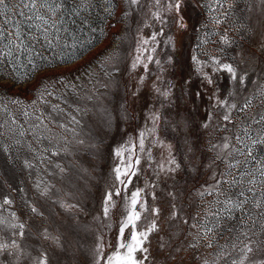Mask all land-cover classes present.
<instances>
[{
    "label": "rangeland",
    "instance_id": "obj_1",
    "mask_svg": "<svg viewBox=\"0 0 264 264\" xmlns=\"http://www.w3.org/2000/svg\"><path fill=\"white\" fill-rule=\"evenodd\" d=\"M7 2L10 8L17 5V0ZM209 2L185 0L184 15L188 27L181 29L173 23L174 13L166 10L168 0H161L158 9L154 0H141V6L133 9H128L124 0H90L89 11L85 13L89 25L81 28L67 25L75 41L61 33L55 48L37 46L39 55L32 57L33 64L29 65L22 58V66H17L15 72L11 67L0 66V105L6 104L8 113L17 121L15 125L9 121L4 129H0L5 132L0 136V142L9 146L7 154L0 149V205L6 196L13 201L10 206L0 207V216L13 222L11 213L15 212L19 222L25 223L24 239H16L31 254L17 261L14 256L4 253L0 255V264H32L31 257L37 256L41 249L47 250L49 255L54 254L60 264H92L88 250L96 243L97 236L103 237L106 243H115L119 226L127 214L130 195L137 189L142 190L141 200L146 201L149 208L161 209L159 217L143 212L138 222V230L146 226V218L156 219L160 227L159 233L149 237L156 256L152 264H202L205 259L211 264L216 258V248H208L203 239L198 240V247H189L190 243H197L194 239L196 229H190L179 217L175 221L169 218L173 203L190 223L195 222L193 217L199 218L197 214L203 216L213 197L201 199L197 193L202 186L213 183L210 179L212 169L208 165L216 151L210 149L221 142L222 136L232 134L216 130L217 123L223 124L220 114L224 109L213 108L207 99L192 57L196 56L207 66H211L215 57L238 65L241 70L247 69L246 86L233 85L226 74H218L220 96L241 104L245 96H258L264 89V48L261 47L264 27L253 24L257 10L248 12L246 2L235 6V15L220 16L225 22L216 25L212 15H219V12L210 14ZM157 10L167 23L152 17L151 13ZM242 24L252 25L253 31L247 32L240 27ZM160 32L163 35H157L152 41V35ZM225 33L234 41L231 46L221 42ZM144 39L149 41L147 45L142 43ZM138 48L146 51L138 52ZM251 53H255V59L248 64L242 63V56L247 58ZM137 56L140 61L133 68ZM148 56L152 57L151 62ZM157 60L159 64L155 62ZM144 64H147L146 70ZM204 71L210 72V67H205ZM157 88L169 91V96L164 98L156 92ZM197 92L204 98L197 96ZM229 92L233 94L231 97ZM14 98L23 103H8ZM262 107L264 104L256 99L251 112ZM25 110L30 113L29 117L23 115ZM208 112L215 115L209 128L205 129L202 124ZM8 113H0V123L8 120ZM41 114L47 128L43 125L34 128L39 123L36 117ZM233 115L239 121L245 114L236 115L234 111ZM156 116L158 120H154ZM73 117L80 121L78 125L73 122ZM60 124L66 125L67 129L74 128L80 133L78 138L95 147L70 145L74 153L71 156L53 157L50 152L42 151L62 147L64 138L73 140V133L60 128ZM9 127L16 129L15 135L7 131ZM21 127L25 132L23 136L19 135ZM228 127L231 129L232 125ZM141 133L144 134L142 151ZM17 140L21 143L16 144ZM77 148H83V151L77 152ZM117 148L126 149L125 165H121V158L115 155ZM37 154L47 156L48 160L41 163ZM136 159H139L138 165ZM171 159L180 164V169L175 172L168 170L175 168L169 163ZM25 160L35 167L25 168ZM129 160L136 175L125 188L116 181L114 169L126 166ZM57 162L68 169L67 174H58L54 166ZM213 167L218 172L224 170L219 161ZM37 183L41 188L49 186L48 197L40 195ZM117 188L121 195L113 196L115 206L105 219L102 211L104 193ZM168 192H175L177 199L173 201ZM152 194L157 199L153 200ZM61 203L77 204L80 210L66 211L60 207ZM29 204L35 205L43 216L33 214ZM84 225L88 226L87 230ZM45 228L53 234H62L71 244L68 251L59 252L44 240L40 233ZM12 231L4 229L0 236L8 240ZM129 232L130 229H126V235ZM189 232L193 235H188ZM159 236L169 240L171 247L157 254ZM225 239H220L219 244L223 245ZM177 246L180 251H173ZM109 251L111 249L107 248L106 253ZM220 264H223L222 260Z\"/></svg>",
    "mask_w": 264,
    "mask_h": 264
},
{
    "label": "snow or ice",
    "instance_id": "obj_2",
    "mask_svg": "<svg viewBox=\"0 0 264 264\" xmlns=\"http://www.w3.org/2000/svg\"><path fill=\"white\" fill-rule=\"evenodd\" d=\"M240 2L247 3L246 10L248 12H253L254 9L257 10L253 24L264 27V0H210L207 5L210 14L219 12V15H212L213 22L216 25L223 24L225 21L220 16L230 17L235 15L234 8ZM124 3L128 6V9L141 6V0H124ZM160 4L161 0H154L157 9ZM89 8L90 0H17L15 8H10L7 0H0V66L11 67L15 72L17 66H22V58L29 65L33 64L32 57L39 55L37 46L55 48L61 40V33H66L69 38L75 41V37L69 31L67 25L71 24L77 28L89 25L88 15H85ZM185 8V0H168L166 4V10L169 13H174L173 23L181 29L188 27L184 15ZM125 14L127 15V12ZM151 15L155 20L167 23L158 10L153 11ZM240 27L245 28L247 32L253 31L252 25L245 26L242 24ZM92 30L95 31L94 28ZM157 35H163V33H154L151 40L155 41ZM221 42L227 46L234 43L226 33L221 36ZM142 43L147 45L149 41L144 39ZM64 46H68L66 42ZM261 47L264 48V43L261 44ZM155 50V48H152L153 52ZM137 51L142 52L146 49L138 48ZM147 59L149 62L152 61L151 56H148ZM254 59L255 53H251L247 58L242 56L241 62L248 64ZM192 60L197 65L196 72L202 78V86L207 93V99L212 102V107L224 109V112L220 114V120L223 121V124L217 123L216 130L225 133L231 132L232 134L222 136L221 142L213 144L210 149V151H216L215 156L208 165L212 169L210 179L213 183L202 186V190L197 193L201 199L206 196L213 197V200L206 205L203 216L197 214L199 218L193 217L192 219L195 222L190 223L189 219L180 215L176 204L173 203L169 218L175 221L179 217L183 224L189 225L190 229H196L194 239H197V243H190L189 247H198V240L203 239L207 242L206 246L208 248H216V258L211 264H220L221 260L223 264H264V107L254 113L251 112L254 100L259 99L264 104V89L260 91L258 96L256 94L245 96L241 104L222 98L219 83L221 78L218 74H226L227 79L233 85L246 86L248 82L247 69L241 70L238 65L231 62H222L215 57L212 58L211 66L202 64L196 56H193ZM139 61L140 56H137L132 67L135 68ZM155 62L160 63L158 60ZM205 67H210V72H205ZM144 68L147 69V64H144ZM156 92L164 98L169 96V91L160 88H157ZM196 95L201 96L200 92H197ZM232 95L231 92L228 93L229 97ZM201 98L204 97L201 96ZM8 103L20 105L23 101L14 98ZM53 110H56L55 106ZM234 111L236 115L242 113L245 115L237 121L233 115ZM0 113H8L6 104L0 105ZM23 115L29 117L30 113L25 110ZM214 115V113L208 112L202 124L203 128H209V122L213 120ZM42 117L43 114L36 117L39 123L34 128H40L42 125L47 128ZM72 119L75 124L80 123L75 117ZM158 119V116L154 118V120ZM9 121L12 125L17 124L14 116L8 113V120L0 123V129H4ZM228 125H232V128L229 129ZM59 127L72 132L73 140L68 141L64 138L62 147H57L56 150L45 148L42 151L50 152L53 157L61 154L71 156L74 153L70 145L73 147H95L94 144L86 143L85 139L78 138L80 133L76 132L74 128L67 129L64 124H60ZM7 131L13 135L16 134V129L12 127H9ZM24 134L25 132L21 127L19 135L23 136ZM4 135L5 132L0 131V136ZM140 135V149L142 151L144 147L142 137L144 134L141 133ZM39 138V135H37V139ZM15 143L20 144L21 142L17 140ZM29 148L33 153H36V149L31 148V145H29ZM0 149L6 154L9 152V146L3 145L2 142H0ZM76 150L80 152L83 151V148H77ZM125 151L126 149L123 148L115 150V155L121 158V165H125L123 159ZM37 159L43 163L48 160V157L37 154ZM217 161L224 165L223 171L218 172L217 168L213 167ZM169 163L175 165V168H170L169 171L175 172L180 169V164L175 159H171ZM135 164H139V159H136ZM54 166L61 176L67 174L68 169L62 166L61 163L57 162ZM24 167L31 169L35 165L31 161L25 160ZM160 167L163 171L164 166L161 165ZM192 171H195V169L193 168ZM114 172L116 181L125 185V188L131 183V177L136 175L131 160L124 167L117 166ZM124 177L127 179H124ZM36 188L42 197H48L49 186L46 185L41 188L40 184L37 183ZM257 189H259L258 195ZM20 191H23V189H20ZM141 193V189L131 193L130 202L126 209L127 214L119 226L114 244L111 242L106 243L101 236L96 237V243L88 250V254L92 258V264H152V261L156 259L152 252L149 237L153 233L160 232L157 220L146 218L147 223L142 230H138V222L141 221L143 212H150L151 216L159 217L161 209L159 207L149 208L147 202L141 200ZM246 193L251 195H246ZM120 195L119 188L104 193L102 211L105 219L109 218L111 209L115 206L113 196ZM167 195L173 201L177 199L175 192H168ZM152 199H157L155 194H152ZM12 203L13 201L10 198L4 197L3 205L10 206ZM249 204L251 208L248 207ZM3 205H0V207ZM28 207L33 214L43 216V213L35 205L29 204ZM60 207L66 211L80 210L77 204L61 203ZM11 217L13 222H9L0 216V231L4 229L13 230L11 238L8 240L0 236V255L7 253L19 261L20 257L31 255L16 239V237H19L20 240L24 239L26 225L19 222L15 212L11 213ZM108 226L110 227V225ZM77 227H80V225H77ZM87 227V225H84V230H87ZM126 229H130L128 235H126ZM40 235L59 252H66L71 247V244L59 232L53 234L45 228ZM188 235H193V233L189 232ZM220 239H225L223 245L219 244ZM158 241L157 254L171 247V242L166 240L164 236H159ZM107 248H110L111 251L106 253ZM173 251H180V247L177 246ZM138 253L139 255H137ZM172 258L175 259V257ZM31 260L32 264H60L59 258L54 254L49 255V252L45 249L39 250V254L31 257ZM202 264H210V262L205 259Z\"/></svg>",
    "mask_w": 264,
    "mask_h": 264
}]
</instances>
